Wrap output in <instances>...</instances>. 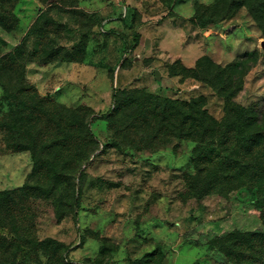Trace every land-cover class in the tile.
<instances>
[{
  "label": "rangeland",
  "instance_id": "obj_1",
  "mask_svg": "<svg viewBox=\"0 0 264 264\" xmlns=\"http://www.w3.org/2000/svg\"><path fill=\"white\" fill-rule=\"evenodd\" d=\"M134 86L251 119L196 166ZM144 261L264 264V0H0V264Z\"/></svg>",
  "mask_w": 264,
  "mask_h": 264
},
{
  "label": "trees",
  "instance_id": "obj_2",
  "mask_svg": "<svg viewBox=\"0 0 264 264\" xmlns=\"http://www.w3.org/2000/svg\"><path fill=\"white\" fill-rule=\"evenodd\" d=\"M41 16V15H40ZM37 18L34 30L37 28L41 17ZM20 50L17 46L10 54L5 57H11ZM49 61H45V64ZM169 70V69H168ZM183 73L194 71L193 68H183L181 67ZM170 76H184L178 71H168ZM134 93L139 102H141V107L145 115L141 116V125L151 128H155L157 135L154 139H159V142L165 143L169 142L171 139L175 140H190L192 142L198 143L201 146L194 149V163L200 166L201 161L213 162L214 154L210 147L205 146L207 143L216 142L219 150L229 151L230 147V135L234 128H245L249 120L251 119L249 109L241 105L231 104L228 108V116L225 117L221 122L211 117L204 106L200 104L197 98H193L189 101L172 99L166 96H159L157 94H152L149 92L142 93L138 89L134 88ZM116 92L112 93V108L102 115L107 121L113 124L115 131L118 133H123L122 137L125 140L128 138L127 130L130 128L129 125L121 122L119 119L121 113L123 112L125 106L131 102V97H124L122 100L117 98ZM200 98V97H198ZM155 116L159 117V121L156 124ZM32 156L35 157L34 154ZM202 172V169L200 173ZM211 177L215 183H212L207 188H212L217 186V181H215V175L212 172L206 175ZM77 202V200H76ZM219 242L216 243V245ZM44 244L38 243V245ZM145 260L150 258V256L144 257ZM143 264H147V262Z\"/></svg>",
  "mask_w": 264,
  "mask_h": 264
},
{
  "label": "crops",
  "instance_id": "obj_3",
  "mask_svg": "<svg viewBox=\"0 0 264 264\" xmlns=\"http://www.w3.org/2000/svg\"><path fill=\"white\" fill-rule=\"evenodd\" d=\"M39 67H44V66H39ZM167 71H168V68H167ZM155 72H158V76H156L155 75ZM168 75L167 76H169V78H178V77H180V76H170L169 75V73H167ZM153 75H154V80H155V82H159L160 80H161V78L163 77V72H159L158 70H154L153 71ZM157 84V83H156ZM157 86H158V84H157ZM161 87V86H160ZM134 88H138L137 86H134ZM145 87H142V89H144ZM158 88L159 87H157V90H158ZM145 90H147L146 88H145ZM149 91V93H152V94H156L157 93V95H164V94H161L160 92H155V90L152 88V89H148ZM167 97V96H166Z\"/></svg>",
  "mask_w": 264,
  "mask_h": 264
},
{
  "label": "water",
  "instance_id": "obj_4",
  "mask_svg": "<svg viewBox=\"0 0 264 264\" xmlns=\"http://www.w3.org/2000/svg\"><path fill=\"white\" fill-rule=\"evenodd\" d=\"M155 75L158 76V72H155Z\"/></svg>",
  "mask_w": 264,
  "mask_h": 264
}]
</instances>
